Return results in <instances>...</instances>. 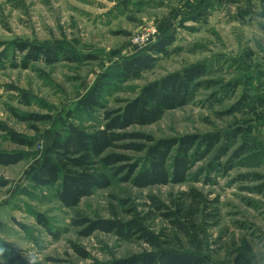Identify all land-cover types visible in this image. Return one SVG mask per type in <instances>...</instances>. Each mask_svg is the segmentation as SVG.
<instances>
[{
	"label": "rangeland",
	"instance_id": "1",
	"mask_svg": "<svg viewBox=\"0 0 264 264\" xmlns=\"http://www.w3.org/2000/svg\"><path fill=\"white\" fill-rule=\"evenodd\" d=\"M156 29L145 47L134 40ZM172 37L167 53H151L153 66L139 77L113 81L104 104L119 109L148 84L195 65L208 67L204 85L191 103L167 112L154 125L128 132L155 140L235 133L201 162L186 183L145 189L115 181L105 190L64 208L53 189H35L24 173L42 157L52 137L69 124L89 129L101 123L103 111L84 116L76 107L99 78L116 75L124 59ZM29 43L76 52L93 60L34 63L24 69L15 45ZM11 133L28 141L23 147ZM202 152V151H201ZM0 153L22 155L16 165H0V264L15 257L36 264L111 262L151 252L142 241L121 240L96 232L82 236L74 220L147 219L146 226L162 235L164 247L192 249L163 213L181 205L193 211L192 190L207 199L196 222L207 232L203 253L208 264H264V0H0ZM136 161L143 154L126 153ZM151 198L166 206L158 212ZM208 216V217H207ZM43 218L46 229L38 223ZM198 232V230H197ZM204 237V236H203ZM84 249L90 260L73 251Z\"/></svg>",
	"mask_w": 264,
	"mask_h": 264
},
{
	"label": "trees",
	"instance_id": "2",
	"mask_svg": "<svg viewBox=\"0 0 264 264\" xmlns=\"http://www.w3.org/2000/svg\"><path fill=\"white\" fill-rule=\"evenodd\" d=\"M174 43L172 37L166 35L149 50L124 59L120 70L109 78H99L76 107L77 114L93 115L103 111L102 121L89 129L69 124L62 132L56 133L51 142L45 146L42 157L34 158L25 177L29 178L35 189H53L56 200L67 209L77 208L83 199L92 197L96 192L110 188L115 181L130 183L139 189L154 186L179 185L187 182L196 162H201L210 155L226 138L233 139L243 132L209 134L206 136H185L182 138L155 140L141 133L128 132L136 126H150L159 122L167 112L188 106L194 93L204 85L202 81L208 75V67L204 64L185 68L181 72L170 74L160 81L148 84L140 90L133 100L124 102V106L109 110L104 99L113 81H128L139 77L155 63L151 53L166 54ZM16 50L24 56V69L34 63L54 64L58 58L71 63L93 60L76 52L64 49H53L29 43H17ZM11 141L19 146L31 144L17 134L11 133ZM202 151V152H201ZM126 153L143 154L141 161H136ZM24 160L22 155L1 154L0 165H16ZM256 181L264 180L261 175L251 176ZM8 183L0 179V188ZM262 187L255 189L261 193ZM262 194V193H261ZM191 205L196 204L193 211L185 210L183 205L174 213H163L181 237L189 240L192 249L175 251L164 247L162 235H157L146 226L147 219L135 217L128 222L117 216L113 219L74 220L73 226L84 228L81 233L90 237L96 232L113 234L125 241L139 240L153 249L151 252L119 259L111 262L93 261L91 264H208L207 255L203 253L206 231L205 223L196 222L200 205L206 206L207 199L198 191L192 190L187 195ZM152 207L158 212L166 210V206L155 198H151ZM208 217V216H207ZM38 223L48 229L49 225L42 217ZM198 230V232H197ZM204 236V237H203ZM73 251L84 260L90 255L78 246ZM12 264L27 263L15 257Z\"/></svg>",
	"mask_w": 264,
	"mask_h": 264
},
{
	"label": "built area",
	"instance_id": "3",
	"mask_svg": "<svg viewBox=\"0 0 264 264\" xmlns=\"http://www.w3.org/2000/svg\"><path fill=\"white\" fill-rule=\"evenodd\" d=\"M158 32L156 29H150L143 37H138L134 40L135 45H138L139 48H145L152 40L153 37H156Z\"/></svg>",
	"mask_w": 264,
	"mask_h": 264
}]
</instances>
